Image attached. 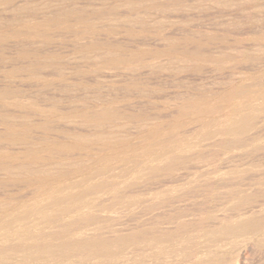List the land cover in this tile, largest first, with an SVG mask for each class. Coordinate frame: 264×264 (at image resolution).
<instances>
[{
    "label": "rangeland",
    "instance_id": "obj_1",
    "mask_svg": "<svg viewBox=\"0 0 264 264\" xmlns=\"http://www.w3.org/2000/svg\"><path fill=\"white\" fill-rule=\"evenodd\" d=\"M0 264H264V0H0Z\"/></svg>",
    "mask_w": 264,
    "mask_h": 264
},
{
    "label": "bare ground",
    "instance_id": "obj_2",
    "mask_svg": "<svg viewBox=\"0 0 264 264\" xmlns=\"http://www.w3.org/2000/svg\"><path fill=\"white\" fill-rule=\"evenodd\" d=\"M57 17H58V16H57ZM55 19H56V18H55ZM81 19H82V18H81ZM47 21H48V20H47ZM56 21H57V20H56ZM59 21H60V20H59ZM57 22H58V21H57ZM55 23H56V22H55ZM79 23H80V22H79ZM82 23H83V22H82ZM84 23H85V22H84ZM84 23H83V24H84ZM41 24H42V23H41ZM50 25H51V24H50ZM85 25H87V23H86ZM91 26H92V25H91ZM33 28H34V27H33ZM39 28H40V27H39ZM52 28H53V26H52ZM88 29H89V28H88ZM88 31H89V30H88ZM23 56H25V55H23ZM111 62H112V61H111ZM237 91H238V90H237ZM226 95H227V94H226ZM226 95H225V96H226ZM228 96H229V95H228ZM223 98H224V97H223ZM226 98H227V97H226ZM224 99H225V98H224ZM218 100H219V99H218ZM220 100H222V99H220ZM223 101H224V100H223ZM227 101H228V100H227ZM195 106H196V105H195ZM183 107H184V106H183ZM223 107H224V106H223ZM230 107H231V105H230ZM219 108H220V107H219ZM225 108H226V107H225ZM225 108H224V109H225ZM231 108H232V107H231ZM104 109H105V108H104ZM236 109H237V108H236ZM110 110H111V109H110ZM110 110H109V111H110ZM225 110H226V109H225ZM112 111H113V110H112ZM206 111H207V110H206ZM222 112H223V111H222ZM226 112H227V111H226ZM102 113H103V112H102ZM106 113H107V111H106ZM204 113H205V112H204ZM209 113H210V112H209ZM227 113H228V112H227ZM98 114H101V113H98ZM104 114H105V111H104ZM107 114H108V113H107ZM107 114H105V116H106ZM109 114H110V116H111V113H110V112H109ZM109 114L107 115L108 117L106 116L107 118H109ZM210 114H211V113H210ZM210 114H209V115H210ZM232 114H233V113H232ZM113 115H114V113L112 114V116H113ZM105 116H102V117H104V118H102V117H101V118H102V119H105ZM245 117H246V116H245ZM107 118H106V120H107ZM110 118H112V117H110ZM92 119H94V118H92ZM113 119H115V118L113 117ZM218 119H219V118H218ZM239 119H240V118H239ZM239 119H238V120H239ZM97 120H98V119H97ZM244 120H246V119H244ZM247 120H248V119H247ZM219 121H220V120H219ZM95 122H96V121H95ZM95 122H94V123H95ZM246 122H247V121H246ZM105 123H106V122H105ZM208 123H210V122L208 121ZM229 123H230V122H229ZM211 125H212V124H211ZM211 125H210V126H211ZM240 125H241V124H240ZM97 126H98V125H97ZM219 126H221V125H219ZM224 126H226V125H224ZM239 127H240V126H239ZM221 128H222V127H221ZM223 128H224V127H223ZM229 129H230V128H229ZM227 130H228V129H227ZM153 131H154V130H153ZM99 136H100V135H99ZM151 136H152V135H151ZM101 137H102V136H101ZM153 137H154V136H153ZM104 139H105V138H104ZM109 140H110V139H109ZM105 141H106V139H105ZM99 142H100V141H99ZM164 143H165V142H164ZM64 147H65V146H64ZM145 148H146V147H145ZM147 148H148V147H147ZM142 149H143V148H142ZM142 149H141V150H142ZM143 150H144V149H143ZM147 150H148V149H147ZM147 150H145V151H147ZM143 152H144V151H143ZM75 165H76V164H75ZM76 166H77V165H76ZM76 166H75V167H76ZM73 167H74V165H73ZM75 167H74V168H75ZM77 167H79V166H77ZM80 168H81V167H80ZM83 168H84V167H83ZM64 169L66 170V168H64ZM68 169H69V168H68ZM77 169H78V168H77ZM58 170H59V169H58ZM70 171H71V170H70ZM45 172H46V171H45ZM58 172H59V171H58ZM66 172H67V171H66ZM73 172H74V171H73ZM59 173H60V172H59ZM70 173H71V172H70ZM46 174H47V173H46ZM53 174H55V173H53ZM53 174H52V175H53ZM60 174H61V173H60ZM65 174H66V173H65ZM75 174H76V172H75ZM78 174H79V173H78ZM67 175H68V173H67ZM41 176H42V175H41ZM45 176H46V175H45ZM87 176H88V175H87ZM51 177H52V176H51ZM56 177H57V176H56ZM56 177H55V178H56ZM62 177H63V176H62ZM62 177H61V178H62ZM85 177H86V176H85ZM53 178H54V177H53ZM80 178H81V177H80ZM42 179H43V178H42ZM50 179H51V178H50ZM81 179H82V178H81ZM89 179H90V178H89ZM40 180H41V179H40ZM44 180H45V178H44ZM85 180H86V179L84 178V180H82V181H85ZM42 181H43V180H42ZM72 181H73V180H72ZM76 181H77V180H76ZM82 181H80V183H82ZM42 183H43V182H42ZM49 183H53V182H49ZM54 183H55V180H54ZM54 183H53V184H54ZM75 183H76V182H75ZM78 183H79V181H78ZM55 184H56V183H55ZM64 185H65V184H64ZM75 185H76V184H75ZM81 185H82V184H81ZM45 186H46V185H45ZM62 186H63V185H62ZM76 186H77V185H76ZM79 186H80V185H79ZM58 187H59V186H58ZM67 187H68V186H66V188H67ZM69 187H71V186L69 185ZM55 188H56V187H55ZM59 188H60V187H59ZM74 188H75V186H74ZM62 189H63V187H62ZM52 190H53V189H52ZM58 190H59V189H58ZM64 190H65V189H64ZM47 191H50V190H47ZM55 191H56V190H55ZM43 192H44V191H43ZM58 192H59V191H58ZM58 192H57V193H58ZM55 193H56V192H55ZM59 193H60V192H59ZM69 193H70V192H69ZM52 194H53V193H52ZM63 194H65V193H63ZM67 195H68V194H67ZM79 196H80V195H79ZM53 197H54V196H53ZM59 197H60V196H59ZM67 197H68V196H67ZM67 197H66V198H67ZM69 197H71V196H69ZM81 197H82V196H81ZM53 199H54V198H53ZM58 199H59V198H58ZM68 199H69V198H68ZM74 200H75V199H74ZM52 201H53V200H52ZM62 201H65V203H66V199H65V200H62ZM69 201H70V200H69ZM53 202H54V201H53ZM57 202H58V200H57ZM70 202H71V201H70ZM72 202H73V201H72ZM59 203H60V202H59ZM52 204H53V203H52ZM54 204H55V203H54ZM54 204H53V205H54ZM57 204H58V203H57ZM66 204H68V203H66ZM74 204H75V203H74ZM72 205H73V204H72ZM64 208H65V207H64ZM73 208H74V207H73ZM16 215H17V214H16ZM17 216H18V215H17ZM6 218H8V217L6 216ZM20 218H21V217H20ZM24 219H25V218H24ZM24 219H23V220H24ZM3 220H4V219H3ZM14 220H15V219H14ZM17 221H18V220H17ZM19 221H20V220H19ZM2 222H3V221H2ZM233 229H234V228H233ZM64 245H65V244H64ZM66 245H67V244H66ZM62 247H65V246H62ZM67 248H68V247H67ZM50 249H51V248H50Z\"/></svg>",
    "mask_w": 264,
    "mask_h": 264
}]
</instances>
